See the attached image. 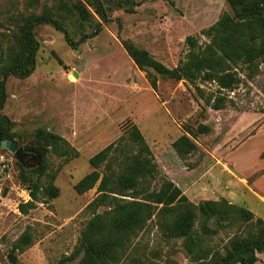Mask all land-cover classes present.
<instances>
[{
	"label": "rangeland",
	"instance_id": "rangeland-1",
	"mask_svg": "<svg viewBox=\"0 0 264 264\" xmlns=\"http://www.w3.org/2000/svg\"><path fill=\"white\" fill-rule=\"evenodd\" d=\"M128 2L131 10L119 7L118 0H106L108 20L96 16L101 29L75 49L53 24L36 25L38 45L32 73L6 78L0 114L11 121L13 141L25 150L26 144L33 143L35 130L42 128L63 136L79 155L65 160L49 153L47 168L56 171L54 184L59 194L43 197L35 208L21 213L18 204L30 199L29 185L21 182V163L2 143L5 139L0 140V264H55L71 253L91 216L86 205L95 196V187L78 194L73 185L92 169L89 157L116 139L129 122L141 130L161 173L191 202L225 199L264 220V57L252 80L228 91L236 103L233 107L210 108L183 80L158 77L154 91L122 42L144 48L172 67L187 51V35L207 42L201 31L232 9L226 0ZM54 5L53 0H0V53L6 56L11 45L17 47L15 36L24 20L45 7L52 8L74 41L91 33V23L57 13ZM3 64L6 59L0 61V66ZM206 88L213 87L208 84ZM200 123L208 124L210 131L194 136L187 133ZM182 134L196 144L185 156L172 146ZM40 181L46 185V176ZM159 185L158 179L153 186ZM209 225L215 222L211 220ZM26 228L32 233V243L14 251L13 263L12 246ZM236 232L246 234L247 226L219 228L211 245L223 252ZM256 256L254 264H264V252ZM80 257L66 264H79ZM150 262L191 264L182 238L164 232L155 218L132 239L121 264Z\"/></svg>",
	"mask_w": 264,
	"mask_h": 264
},
{
	"label": "trees",
	"instance_id": "trees-1",
	"mask_svg": "<svg viewBox=\"0 0 264 264\" xmlns=\"http://www.w3.org/2000/svg\"><path fill=\"white\" fill-rule=\"evenodd\" d=\"M53 1L57 13L73 16L80 23H91L93 30L74 41L55 18L51 7H45L39 14L24 20L15 36L17 47L11 45L6 56L0 53V61L7 60L6 65L0 66V109L6 95L8 75L26 77L34 69L38 45L34 33L36 25L53 24L75 49L86 37L101 29L100 20H108L106 0ZM226 1L232 13H222L201 31L208 38L207 42L200 43L197 37L187 35V51L172 67L154 58L146 49L128 41L122 42L154 91L158 89V77L183 80L190 83L205 104L214 110L236 105L228 91L252 80L258 74L259 61L264 57V0ZM118 5L132 9L128 0H118ZM208 84L213 88H206ZM10 123L7 116L0 114V140H13ZM186 131L194 136L208 133L210 126L200 123L195 130ZM172 146L180 156L196 149V144L186 134L175 139ZM24 148L33 151L39 163L31 169L19 164L21 182L29 185L30 196L29 200L18 204L21 213L35 208L37 202H43V197L51 199L59 194V188L54 184L56 171H48L47 155L53 153L65 160L79 155L63 136L42 128L35 130L33 143ZM88 161L92 169L76 181L73 188L83 194L95 187V196L86 205L91 216L80 230L71 253L61 256L55 264H66L79 255V264H121L132 239L153 218L164 232L182 238L191 264H254L256 254L264 252V220L255 217L248 208L225 199L191 202L178 185L161 173L135 123H127L116 139L90 156ZM32 175L36 178L33 179ZM43 175L46 176V185L40 181ZM158 179L160 185L153 186ZM211 220L215 222L212 227L209 225ZM243 225L247 226V233L236 232L229 237L223 252L211 245L210 239L219 228H240ZM32 240V233L26 228L12 246L10 257L13 263L16 260L14 251L24 250Z\"/></svg>",
	"mask_w": 264,
	"mask_h": 264
},
{
	"label": "water",
	"instance_id": "water-1",
	"mask_svg": "<svg viewBox=\"0 0 264 264\" xmlns=\"http://www.w3.org/2000/svg\"><path fill=\"white\" fill-rule=\"evenodd\" d=\"M2 143L6 144L10 151L13 152L15 158L23 165H38L39 158L33 152H27L23 149L22 146H18L13 140L5 139Z\"/></svg>",
	"mask_w": 264,
	"mask_h": 264
}]
</instances>
